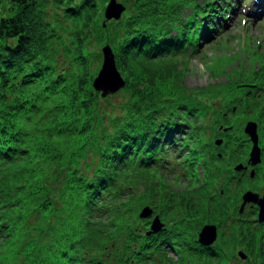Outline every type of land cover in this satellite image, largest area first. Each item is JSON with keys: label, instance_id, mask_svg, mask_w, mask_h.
Instances as JSON below:
<instances>
[{"label": "trees", "instance_id": "16d2710c", "mask_svg": "<svg viewBox=\"0 0 264 264\" xmlns=\"http://www.w3.org/2000/svg\"><path fill=\"white\" fill-rule=\"evenodd\" d=\"M109 1L8 0L0 9V249L11 246L25 264H264V219H253L254 208L245 219H219L215 225L236 228L211 244L190 228L205 184L222 186V198L221 165L245 140L253 143L230 118L240 102L258 100L261 77L238 74L247 84L228 81L214 97L193 96L170 82L182 74L175 64L152 69L221 32L229 5L121 0L122 17L106 21ZM105 44L126 82L107 96L93 85ZM253 118L264 148L263 106ZM171 179L186 180L198 195L189 197V186L160 201ZM144 204L160 214L157 231L140 215ZM231 240L248 246L246 258L228 257Z\"/></svg>", "mask_w": 264, "mask_h": 264}, {"label": "rangeland", "instance_id": "374dc122", "mask_svg": "<svg viewBox=\"0 0 264 264\" xmlns=\"http://www.w3.org/2000/svg\"><path fill=\"white\" fill-rule=\"evenodd\" d=\"M199 1L203 2L204 0ZM217 1L220 5H229L225 11V17L220 16V20L217 19L218 23L220 24L219 29H221V32L215 34L210 40H202L200 42V47H198L195 53L190 52L186 56L168 59L166 60L167 63L164 64L155 65L152 62L154 65V68L152 69H154L155 72L162 71L163 67L166 65L174 66L175 64V69L182 70V74L179 78H171L170 82H174V87H182L186 89L188 94L192 93L193 96L195 92L199 90H205L204 92L206 94H210L214 97L217 93H220L218 91L224 90L225 83L228 81L230 84H233L232 81H236V83L240 84H247L246 82H239L243 80H240L238 74H240L241 77L258 75L261 77V80L264 83V0ZM118 2L122 1L118 0ZM6 3H8V0H0V9H2V6L6 5ZM105 10L106 9L103 11L104 19L106 20ZM106 45L110 44H105L100 48L103 49ZM102 63L100 65V69L102 67ZM170 73L171 72L168 73V76ZM165 82L167 84V87H164V89H166L165 92L167 93L166 97H169V92L173 89L171 88L172 84L168 86L170 83L168 78ZM175 90L176 92H181L179 88H175ZM256 94L258 96V100L253 103L249 102L248 100L240 102L242 110H235V112L231 115L230 120L236 128V132L241 134V138H243L245 134H247L246 136H250L246 132V126L248 122H256L259 141L258 145L261 150V162L256 165H261L260 171H262L264 170V148L263 145H260L262 133L261 127L259 126L258 121L253 118V115L258 113L262 106L264 107V89H257ZM121 99L122 96L120 94V96L114 98L113 101L119 102ZM204 99H206V96ZM219 106L220 103L217 107ZM210 115L206 118L205 123H210ZM222 138L223 137L221 136L220 139ZM247 138L248 137H246V139ZM244 144V150H240V148H238V153L233 154L234 157L231 159L230 164H228L227 160H224V163L221 165V169L219 170L221 172V178L219 181L223 182L222 178L225 179L223 185L226 189L222 198L217 196L220 194V190L223 189L222 186L216 188L208 187L209 184H205L207 180H203L197 184V187L205 184L201 192L204 193L206 198H199V200H196L197 205L194 206L195 208L193 211L194 218L191 217V219H194V221H191L190 223L192 232L200 234L205 225L215 224L219 221V219L225 218V216L230 215L234 210H236L237 206H240L241 200L236 203L234 202L236 199L231 198L230 195L240 194V198L242 195L243 199L244 194L248 191H252V189L264 191V178L261 177L259 179L252 178L251 180H246L240 183V185L233 183L234 180H232L230 185H228L229 180L226 183L228 174H231L233 171L239 172L242 169L247 170V166L252 165L250 158L253 143H249L245 140ZM174 163L179 166L178 168L180 170H183V172L185 171L180 163L178 164L176 161H174ZM254 172L257 171L254 169L252 172L248 171L247 174L252 177V173ZM156 173L157 175H155V177L160 180L161 171H157ZM250 176L249 178H251ZM215 179H217V177ZM169 182L170 183L166 184V189L168 190L166 191L167 195H164L163 198H159L160 201L163 199L164 203L169 202V200L172 198H176V196H180V193L186 192L189 186V197H191V195H198L197 188H193L191 185H189L190 183L186 182L184 179L181 181L171 179ZM143 186L144 183H141L140 187L142 188ZM222 192L224 191L222 190ZM146 194L148 195L149 191H147ZM227 200L229 203H227ZM214 202L221 204L226 202L227 205L221 206L215 204ZM233 202L234 204L236 203L234 206ZM162 207H159V209ZM146 209H149L150 214L143 218H150L152 224L156 219L159 220L160 214H157V208H154V206L150 204H144V206L140 209L139 212L141 216ZM217 216H219V218H215ZM229 224L231 225V229L229 230L228 228H225L227 224L224 225V229L216 225L219 234L223 233V231L225 233L230 232L236 228L234 221L229 222ZM34 234L35 233L32 232L31 235L33 236ZM31 235H29V238H31ZM229 235L231 236L232 232H230ZM11 248L12 247L10 246L4 248L3 250L0 249V258H2L0 259V264H25L24 255H17L16 252H13ZM226 251L228 252V257L233 259L232 257L234 255L240 256L239 251H243L245 254H248V246L244 242L237 243L231 240L228 241L226 245ZM176 255L177 254L175 253H170V256L173 258H176ZM233 260L236 261L235 259Z\"/></svg>", "mask_w": 264, "mask_h": 264}, {"label": "water", "instance_id": "95a60500", "mask_svg": "<svg viewBox=\"0 0 264 264\" xmlns=\"http://www.w3.org/2000/svg\"><path fill=\"white\" fill-rule=\"evenodd\" d=\"M126 6L118 2L117 0H110L109 4L105 10L106 20L115 19L118 20L122 17ZM103 63L100 71L98 72L97 77L93 81L94 88L97 91H101L103 96L108 94H114L121 90L126 82L117 68L115 53L110 45H106L103 49ZM246 132L250 135V138L253 141V148L251 152L250 161L253 165H256L261 162V150L259 147L258 133H257V124L256 122L250 121L246 126ZM217 143H221L219 140ZM244 203L242 207L251 201H256L260 204V219H264V197L259 198V196L251 191H248L243 196ZM150 214L149 209H146L142 213V217H145ZM159 220L156 219L152 224V230L157 231L160 228ZM161 223V222H160ZM218 237L217 226L215 224L205 225L199 234L200 241L207 245L216 241ZM239 255L242 258H246L247 255L243 251H239Z\"/></svg>", "mask_w": 264, "mask_h": 264}, {"label": "flooded vegetation", "instance_id": "af4514ba", "mask_svg": "<svg viewBox=\"0 0 264 264\" xmlns=\"http://www.w3.org/2000/svg\"><path fill=\"white\" fill-rule=\"evenodd\" d=\"M245 135H247V134H245ZM250 137V136H249ZM253 165V164H252ZM248 165L247 167V170H240L239 172H232L231 174H228V178H227V180H226V183L228 182V180H229V182H228V185H230L231 183H232V180H234L233 181V183H235L236 185H240V183H242V182H244V181H246V180H251L252 178H254V179H259L260 177L261 178H264V170H262V171H260V168H261V165ZM255 169V171H257V172H254V173H252L253 174V176L251 177L250 175H248L247 174V172L248 171H253ZM249 176L251 177V178H249ZM227 185V186H228ZM251 192H253V193H255V194H257L258 196H259V198H263L264 197V191H261V190H258V189H252V191ZM243 203H244V199H242V197H241V204H240V210L241 211H239L240 212V215H235L234 214V211L232 212V214L230 215V217H234V218H239V219H245L244 218V215L243 214H245V211L246 210H250L251 208H254V211L256 212V215H255V217L253 218V219H257L258 218V214H259V212H260V204H258V202H256V201H251V202H247L243 207H242V205H243ZM236 204V203H235ZM235 204H233V206L235 205ZM243 208H244V210H243ZM233 210V209H232ZM243 210V211H242ZM236 223V222H235ZM230 233V232H229ZM238 243V242H237ZM240 243V242H239Z\"/></svg>", "mask_w": 264, "mask_h": 264}, {"label": "snow or ice", "instance_id": "6c2138e0", "mask_svg": "<svg viewBox=\"0 0 264 264\" xmlns=\"http://www.w3.org/2000/svg\"><path fill=\"white\" fill-rule=\"evenodd\" d=\"M0 259H2V258H0Z\"/></svg>", "mask_w": 264, "mask_h": 264}, {"label": "bare ground", "instance_id": "6f19581e", "mask_svg": "<svg viewBox=\"0 0 264 264\" xmlns=\"http://www.w3.org/2000/svg\"><path fill=\"white\" fill-rule=\"evenodd\" d=\"M264 3V2H263Z\"/></svg>", "mask_w": 264, "mask_h": 264}]
</instances>
